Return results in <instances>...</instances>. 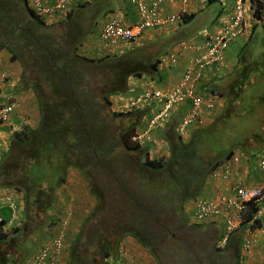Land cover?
<instances>
[{
	"label": "trees",
	"instance_id": "1",
	"mask_svg": "<svg viewBox=\"0 0 264 264\" xmlns=\"http://www.w3.org/2000/svg\"><path fill=\"white\" fill-rule=\"evenodd\" d=\"M214 1L216 0H208L206 4ZM243 1L245 5L246 1H250L253 16L259 18L263 3L258 0ZM130 5V0H119V3L116 0L72 1L69 3L67 15L61 22L64 27L62 41L57 42L51 40L49 35L40 33L42 21L27 4V0H0V27L5 33L10 32L7 41L0 37V48L10 52V61L19 59L22 51L23 56L31 62L32 68L37 70L31 80L22 79L25 77L23 70L16 84V89L27 91L31 88L33 91L38 108L37 124L29 127L26 122H22L19 130L11 133L8 151L0 158V186H12L20 191L25 215L34 216L31 222L26 221L29 223L27 229L30 226L35 227L36 224L39 228L45 220L50 224L56 222H51L49 212L55 197L54 190L66 181L68 169H77L81 177L89 181V174L93 175L92 170L97 167L94 165L98 161H103V167L108 166L107 161H111L115 156L114 148L120 147L123 153L134 156L129 159L133 161L134 168L140 169L139 174H144L140 181L152 176L161 177L163 180L156 186L160 187L150 202L147 201L152 197L148 200L138 199L133 189H129L122 181L120 188L126 194L129 211L134 210L127 218L135 225H129L125 220L123 223L116 222L107 226H104V222L98 227L103 233L94 237L93 243L97 249L92 251L81 250V247L77 246L85 245L82 239L84 233L81 230L72 244L68 264H94L95 255L99 260L97 264H104V258H116L120 242L129 234L145 246L146 233L152 234L147 224L152 226L161 220H170L174 214H182L181 222L185 224L184 203L201 193L204 180L210 171L229 159L234 152L231 149L216 155H206V159L199 154V149L211 130L209 126L230 117V113L239 105L243 93L252 91L260 83H263L260 90L263 93L257 100L264 103V50H261L264 40H261L262 46L253 40L257 27H262L264 31L263 22L253 27L248 40L238 52L235 69L227 76L232 78L218 79L219 83L225 85H217V89L210 86L211 91L218 90V93L228 100V108L223 115L216 116L207 127L189 128L188 137L184 139L178 131V126L188 107L180 105L166 123L163 132L159 134V138L168 145L167 154L155 153L151 141L141 143L139 140H133L134 136L143 133L148 120L159 111L163 101L157 99L134 109L118 111L111 106L109 96L114 93H127L129 81L134 77L149 75L153 79L160 78L161 57L179 41L190 38H184L183 32L180 31L181 25L192 21L202 8L195 12L186 8L179 18L180 27L177 29L160 32L155 37L142 38L121 53L93 58L91 51L95 43L88 37L91 35L94 39L100 22L91 21V15L103 10L104 20L106 15L119 8L127 11ZM25 18H29L27 21L33 22V25L22 23ZM178 30L177 35L181 38L170 36ZM90 68L101 74V87L97 95L92 94L88 100V91L83 89V80ZM28 103L30 101L27 100L26 104ZM103 107H109L115 118L111 126L100 123L98 119V113ZM257 143L259 144L258 141ZM262 149L264 146L256 152ZM92 194L96 205L86 219V224L93 220L97 215L96 210H101L98 208L103 206L94 191ZM248 206L246 224L251 218L253 222L249 227H257L261 223L255 213L258 207L254 203H249ZM125 209L128 210L126 207ZM137 222L141 223L137 227L140 229L135 227ZM4 223V220L0 221V240L7 236L3 231ZM30 233L31 231L29 234L25 233L23 237L25 246L28 241L37 239ZM41 233L45 235V232ZM36 244L39 245V241ZM39 247H42L41 244ZM232 258V264H241L238 253ZM196 262L202 264L199 259H196Z\"/></svg>",
	"mask_w": 264,
	"mask_h": 264
},
{
	"label": "clouds",
	"instance_id": "2",
	"mask_svg": "<svg viewBox=\"0 0 264 264\" xmlns=\"http://www.w3.org/2000/svg\"><path fill=\"white\" fill-rule=\"evenodd\" d=\"M59 1L60 0H40V6L39 7L35 4L34 0H27V4L35 11L36 15H38L39 19L42 21V26L52 28V27L62 26L61 22L65 18V16L67 15L69 3H71L74 0H66L65 2H63L62 7H58V4L60 3ZM258 1L262 2L263 6H264V0H258ZM234 2H235V0H233L232 9L226 15H224L222 17V16H219V13H218L219 17L217 16L215 18L214 22H212V23H214V25L212 24L211 27L206 28L205 30L199 31L197 34H195L194 36H190V38H188V39H183V40L179 41V43H177L176 45H173L172 49L168 53H166L165 55H163L161 57L160 64H159L160 73H161V68L173 67V66L177 65L179 60H180L181 55H183L185 53L190 54L188 60L186 61L185 65L183 67V70H182V73H181L179 80L172 86V88L165 90V89L160 87V78L153 79L149 75H143L141 77H134L129 81V90L127 93H114V94L109 96L111 98V102H112L111 106H113L114 109H116L118 111L119 110L134 109L136 107H140L142 105H145L148 102H151V101L157 100V99H160L163 101V104H162L161 108L159 109V111L157 113H155L148 120V122L146 124V128L143 131V133L139 134L138 136H134L133 140H139L141 143L151 141V143L154 144V152L155 153L159 152L160 154H162V153L167 154L168 153L167 143L164 142L159 137H158V142L153 141L152 135L155 138V137H157L156 133H159L160 130H161V133L163 132L166 123L171 119V116L174 114L175 109L178 108L180 105H183V106L185 105L188 107L184 111V113L182 114L181 120H180V123L178 126V131L181 135L184 136V139H186L188 137L187 136L188 135L187 130L189 128L203 127L204 125L210 124L214 120L216 115L211 121H209V123L206 122L204 119H205V116H208L212 111L214 112V114H216L217 106H218L217 102H218L219 98L221 99L222 96L218 93V90H216V91L209 90L210 86L213 89H217V84L215 81L213 83H211L210 86L205 85L204 80H205V76H206L205 75L206 69L209 67H215V66L219 67L220 65L224 64L225 63V52H226V49H227L229 43L235 39L242 38L243 46H244V44L248 40L247 37L249 38V36L251 34L253 27L255 25H259V24H262L264 22V7H263L261 13L259 14V18L254 17L253 16V9L250 7V5H251L250 1L249 2L246 1L247 4L246 5L244 4V6H243L244 7L243 23L245 26L244 31L241 34H239V35H237V36H235V37H233L227 41L224 48L221 49V57L222 58H220L217 61H214V62H211V63L205 65L203 68L200 69L199 76L197 78L196 77L193 78V80H194V82H193L194 94L202 100V106H201V110H200V121L199 122H193V123L189 124L188 126H186L183 132L180 131V125H181L182 119L191 109V102L188 99H184V100L176 102L172 105L168 116L158 126L152 128V129H148L149 121L154 116L158 115L164 109L165 104L167 102L166 95L171 93L182 82L188 66L198 56V52L191 47L192 46H199L200 50L203 49V40L205 38H207L208 36H211L214 33L221 30L223 23L232 13ZM189 3H190V0H189ZM130 4H131L130 6L136 8L137 13L139 15V20L134 22V23H131V24H124L121 17L119 16L120 12H125L123 10V8H119L114 13L106 15L104 20L101 21V23L98 27V32L95 36L96 42L94 44V48H92V51H91V56H93V58L103 57L104 55H107V54L113 55V54L121 53V52L125 51L131 44L135 43L136 41H138L142 38L155 37L158 33L155 36H148L149 34L146 35V32L151 30V29H158V30H160V32H166V31H172V30L180 27V26H178L180 19H178L174 24H171L168 26L148 27L143 32L138 34L134 40H121L120 39V40H117L111 47L103 46V43L100 40V30H101V27L104 24V22L108 21L112 17L118 18L119 21L121 22V24L123 26H126V27H132L138 23L140 24V22L142 20L141 14L139 13L138 8H137V6L133 0H130ZM163 5H165V4H162L160 10L162 11V13L168 14V13H165L163 11V8H162ZM188 7H189V5H188ZM169 14H171V13H169ZM31 24L33 25V22ZM216 26H218V27H216ZM257 28H259V27H257ZM63 31H64V29H61V31H59L60 37H62ZM249 31H250V34H249ZM0 32L7 34L8 37L10 36V32L5 33L1 27H0ZM51 40L54 41V39H51ZM57 42H59V41H57ZM119 43H124L127 46L125 49H122V51L115 52L117 50V48L119 47ZM242 47L240 48V50L242 49ZM238 52H237V54H238ZM22 53L23 52L21 51L19 59L14 60V61H10V57H11L10 52H8L4 48H0V56H3L2 61L0 63V88L5 87V86H9L7 91H11L5 100H0V107H6L8 105L12 106V111L9 114L8 118L5 121H1L0 125L10 122V120L13 118L14 114H15V117H21V123L26 122V125L29 127H34L37 124L38 108H37V102L35 100V96L33 94V91L31 90V88H29L27 91H22L21 89H16V84H17L18 80L20 79L21 73L23 72V70L25 71V77H23L22 79L28 78L29 80H31L32 77L34 76V71H37L35 68H32L31 62L25 56H23ZM172 56H174V58H171ZM3 60L5 61V63L3 62ZM12 65H14V67H12ZM231 70H232V68H231ZM231 70L228 74L221 75L220 78L225 79L226 75L228 76L231 73ZM36 74H37V72H36ZM134 80L139 81V83L141 85L140 91H137V92L130 91L131 83ZM202 89H204V91H202ZM45 91H49V90L45 89ZM157 91L160 93V96H155V92H157ZM207 91H209V93H207ZM145 93L148 95L138 105L132 106V107H126L125 106L126 103L130 99H135L138 96L144 95ZM27 100L30 101V103L26 104ZM208 103H213V107L209 108ZM31 107H32V110L34 113L30 112ZM204 111H207V114ZM219 113L220 112H218V115H219ZM28 117L30 118V122L28 121ZM21 123H19V125ZM19 128L17 130H19ZM10 136H11V134H10ZM10 136H9V140H10ZM145 140H147V141H145ZM157 145H159L160 147L163 148L162 151H160V149L158 151L155 149V146H156V148L158 147ZM166 146H167V151H165ZM8 148H9V145H8ZM115 150H117V148H114L113 152ZM263 151H264V149H262L256 153H252V154H248L247 152H244V153L233 152L232 155L229 157V159L225 160L223 163L230 160L233 156H238V162H237L236 166L238 165V163L240 162L242 157L243 158L247 157V159L249 158L248 160H251V161L253 160V159H251V157H256L257 162H260L259 154ZM114 155L120 157L121 156L120 151H119V154L114 152ZM154 155H157V154H154ZM117 162L119 163V161H117ZM102 163H103V161H101V164ZM223 163L219 164L217 167H215L213 170L210 171V173L207 175V177L204 180L203 186H204L206 180H208V179H209V181H215L214 179H212L210 177V175H211L212 171L219 168L221 165H223ZM100 166H102V165H100ZM102 168H103V166H102ZM105 168H107V167H105ZM257 168H259V170H261L260 164L257 165ZM97 169H98V166L95 169H93L92 171H96ZM72 170L80 173L77 169L70 168V169H68L67 177L69 176V173ZM262 174H263V172L261 170V176H262ZM80 175H81V173H80ZM121 175H123V173L119 174V179H120ZM130 175L131 174L128 175L127 180L130 178ZM261 176H260V178H261ZM259 182H260V179H259ZM259 182L255 185H258ZM86 183L89 186V195H90L91 200L94 204H93V207H92V210L90 211V213L82 221V226L79 229L74 240L80 234V231L82 230L83 226L86 225V219L91 214V212L95 209V205H96V199L92 194L93 192L91 191L93 189L90 186V183H92V181L89 180V181H86ZM120 183H121V180H120ZM124 184L126 185L127 183L124 182ZM60 186H58L56 188H59ZM136 186H138V185H136ZM245 186H247V185H245ZM250 186H254V185H250ZM56 188H55L54 192L57 191ZM0 195L3 197L4 196H10L14 206H11L7 201L4 200V198H3V200H0V205L6 204L10 208L11 214L13 215L12 217L16 218L17 216H20L17 211L21 208V206L23 207V196H21L22 197V203H21L17 198H15V196L11 192H7L5 194L3 192H0ZM199 198H206V199L214 200L217 197L210 198V197L206 196L205 191L202 188V191L199 195H197L195 198L187 200L183 205V208L185 211L184 212L185 213V221H186L185 224L187 226L188 225H190V226L212 225V224H208V220L214 216H220V219L221 220L223 219L224 223H223V228H221L219 230V234L217 237V247L219 249H221V248L223 249V248H227V247L230 248L232 250V253H234V255L236 253H238L239 262L241 264H250L251 258H253V255H254V244L256 243V241L258 239H260L262 236H264V234L257 233V239L253 243L252 255L250 257H247L243 253L242 247H243V244L245 243V239L247 237H249L250 232L253 233V232L257 231V229H260V227H262L264 225V221L261 219L259 212H258V211H260L259 205L255 204L254 202H248L247 203V210L244 212L243 218H242L240 224L232 233L229 234L227 241L224 244H221V239H222V236H223L224 231H225V220L221 215H212V216H209V217H207L203 220H200V221H195L192 217L193 203ZM249 203H254L258 207L257 211L255 213H256L257 217L260 219L261 223L257 227H252V226H251V228L249 227V224H251V222H253L251 220V218L249 219L248 223L246 224V222H247L246 217H247V213L249 211V206H248ZM53 205H54V200L52 202V208H53ZM52 208H51V210H52ZM66 208H67V206H63V205H61V207L58 208L59 214L57 216L53 217V219H51V222L53 220V221H56L55 223L50 224V223H48V221L45 220L44 223L39 226V228H37V224L35 227H33V229H34L33 234L36 233L37 238L38 237L42 238V242L39 241L42 247H38V249L29 258L27 264H34L35 257L37 255L41 254V252L43 250H45L47 252L46 256L44 257V261H45L44 264H65V259H66V257H65V249H66L65 239H66V234H67L66 228L70 224V218H72V213H73L71 209H66ZM51 210H50V212H51ZM22 211H23L24 217L21 220V224L17 227L12 228V230H15V229L19 230V228H21L25 224L27 226L29 223H26V221L31 222L32 218L34 217V216L25 215L24 209H22ZM50 212H49V217L51 216ZM188 213H189V216L187 217ZM25 216H27V218H25ZM94 218H96V221L93 222V220H92V221L88 222L87 224H89V223L95 224L96 223L97 227H101L102 224H101V221H100V218L98 217V215H96ZM98 218H99V220H98ZM24 219H26V220H24ZM148 224H147V226H149ZM187 226H184V227H187ZM23 229L27 230V229H25V226L23 227ZM150 229H151L152 234H150L148 232V233H146L147 237L144 235L146 237L144 247L148 252H149V249L152 251L153 257L155 258V260L159 264L160 262L156 256L155 252L152 249V246H153L152 243L156 244V243H159V241L162 242V240L161 239L158 240V238L154 235L153 230H155V229H152V228H150ZM41 231L45 232L44 236L42 235ZM15 232H17V230H15ZM86 234H84V236L82 238L83 240H84V237ZM18 235H20V234H18ZM170 235H172V234H170ZM95 236H98V233L95 234L94 237ZM94 237L92 239V242L94 241ZM171 238L173 239V237H171ZM74 240H73V242H74ZM73 242H72V244H73ZM121 242L118 246V253L115 256L116 258H106V259L104 258V260H103L104 264H126L124 261H121L122 260ZM72 244L69 246L68 259H67L66 264H68L69 260H70V253H71V250L73 247ZM89 244H90L89 242L85 241V245L77 244V246L78 247L80 246L81 250H85V251H87L89 249L91 251L94 249H97L96 245L91 246ZM235 250L237 252H235ZM95 258H96V262L94 264H97V262L99 260H98V257L96 255H95ZM207 263L212 264V262H210V261L205 262V264H207Z\"/></svg>",
	"mask_w": 264,
	"mask_h": 264
},
{
	"label": "rangeland",
	"instance_id": "3",
	"mask_svg": "<svg viewBox=\"0 0 264 264\" xmlns=\"http://www.w3.org/2000/svg\"><path fill=\"white\" fill-rule=\"evenodd\" d=\"M17 1L20 0H15V2ZM116 1L117 3H119V0ZM112 4L114 5V3ZM221 9L222 5L218 1H214L204 6L192 21L181 25L180 31L183 32L182 35H184V38H186L187 36H194L199 31L211 27L212 22L215 20L214 18L217 17ZM103 17V10H100L99 12L91 15L90 20L93 22L96 21L101 23ZM28 19L29 18L23 19L22 23L27 22L31 24L27 21ZM63 28V25L60 27L52 28L41 25L40 33L43 35H49L51 39H54V41L60 42L62 40V37H60L59 31H61V29ZM177 34H179V30L176 34L172 32L170 36H178ZM0 37L7 41V34L0 33ZM88 39L94 40L91 35H89ZM253 40L254 43L257 42L260 46H262L261 40H264V31L262 27H259L256 30L253 35ZM261 50H264V46H262ZM2 58L3 56H0V63L2 61ZM3 62L5 63L4 60ZM234 69L235 66L232 67L231 72ZM100 75L101 74L93 71L92 68H90V71L87 73L83 80V89L85 91H88L86 93L88 100L90 99V96L92 94L97 95L98 91H100ZM231 78L232 77L228 78L226 75L225 80ZM261 84L263 83H260L258 86L254 87L252 91H245L243 93L239 105L234 108V111H232V113H230V117L223 118L222 122L218 121L214 125L209 126L211 130L208 131L207 138L199 149V154H201L203 158L206 159V155H216L220 154V152L228 151L231 149H233L234 152L240 153H244V151L256 152L257 149H259L261 146H264V133H262V130H264V119L262 118L264 117V103L261 102V100H257L263 93V91H260L262 89ZM261 99H263V95ZM227 108L228 106L226 104L225 109L220 111L219 115H223L226 112ZM30 112L34 113L32 107L30 108ZM214 117L215 114L212 111L208 116H205L204 120L209 123V119H213ZM98 119L100 123L107 124L109 126H111L115 121V118H113L111 109L109 107H103L100 110V112L98 113ZM28 121L30 122L29 117ZM207 125H204V127H207ZM257 141L261 146L257 143ZM157 146L159 148H156L155 146V149L157 151L159 149L160 151H162L163 148L159 145ZM119 151L121 156H114L111 161L108 160L107 168H102V166H100L101 162L98 161V163L94 165V167L97 165L98 169L96 171H93L92 176L89 174V180L92 181V183H90V186L93 189L91 191H94V193L98 197L97 200H100L103 203V206L101 208L99 207V209L101 210H96V212L98 213L97 215L100 218L101 224L103 225V223L105 222L104 226L112 225L116 222L120 224L124 222L123 220H125L129 225H135L127 218L128 214L132 211L134 212V210L129 211L130 205L129 203H126V194L120 188V180L121 182L123 181L127 183L126 185L129 187V189H133L138 199L144 198L148 200V198L152 197L147 202L153 200L155 194L157 193V188H159L156 186H158L160 182L163 181L161 177L157 176H152V178H146L140 181L144 174H139L140 169L134 168L132 166L133 161L129 159L133 158L134 156L123 153L120 147L117 148V150H115L114 152L119 154ZM165 151H167V146L165 147ZM157 154L160 153L157 152ZM117 161H119V163ZM120 173H123V175H121L119 179ZM127 174H131L128 180ZM146 176H148V174H146ZM125 207L128 208L127 211ZM66 209L69 208L67 207ZM169 209L171 210V208ZM71 210L72 212L76 211L73 208H71ZM73 215L74 214L72 213V216ZM180 216L183 217L182 214H174L170 220H161L158 224H152V226L149 224L150 228L155 229L153 230L154 235L158 239L162 240V242L156 244L152 243V249L161 264H197L196 259H199L202 264H205V262L208 261L212 262V264L233 263L232 256H234V253H232V250L230 248H221L220 250H217L216 248L217 237L222 226L218 225L214 227L213 224L187 226L184 223L182 224V219L180 218ZM188 216L189 213L187 217ZM162 218L164 219V216H162ZM94 221H96V218L93 219V222ZM140 224L141 223L137 222L135 227L137 228L138 226H140ZM183 225L187 227H184ZM137 229H140V227ZM82 230L84 234L87 233L84 237V240L86 242H89V245L91 246H95V244L92 242L94 235L97 233H103V230H98L96 223L86 224L83 226ZM32 236L35 238L36 233ZM128 236L133 235L129 234ZM171 237H173V239ZM38 241L42 242V238L38 237L32 242L28 241L27 247L29 249L35 248ZM149 253L153 256L150 249Z\"/></svg>",
	"mask_w": 264,
	"mask_h": 264
},
{
	"label": "crops",
	"instance_id": "4",
	"mask_svg": "<svg viewBox=\"0 0 264 264\" xmlns=\"http://www.w3.org/2000/svg\"><path fill=\"white\" fill-rule=\"evenodd\" d=\"M208 0H190L188 10L195 12L197 9H201L206 6ZM221 3L222 9L219 11V16L226 15L232 9V0H216ZM163 11L165 13H174L177 11L176 5L165 4L163 5ZM124 24H131L139 20V15L135 7L130 6V8L125 12H120ZM218 16V17H219ZM214 22V21H213ZM214 24V23H212ZM218 27V26H216ZM258 29V28H257ZM158 29H151L146 32L148 36H155L159 33ZM96 42V37H94V43ZM127 45L124 43H119V47L115 52H120L125 49ZM243 46L242 38H238L229 43L225 52V63L219 67H209L206 69L204 83L206 86H210L214 81L217 85L223 84L219 83L217 80L223 74H228L232 67L237 63V52ZM190 54L185 53L181 55L180 60L177 65L173 67L161 68L160 76V87L167 90L172 88V86L179 80L183 67L188 60ZM225 85V84H223ZM9 86L0 88V100H5L11 91H7ZM208 89V88H207ZM231 89V88H230ZM141 85L138 80H134L131 83L130 91H140ZM210 90V89H209ZM204 91V89H202ZM209 93V91H207ZM220 97V96H219ZM228 103L227 98L221 97L217 102V112L224 110L226 104ZM21 104V103H20ZM207 114V111H204ZM20 120V121H19ZM212 119H209L211 121ZM213 122V121H212ZM19 123H21V117H15L10 120V122L0 125V158H2L8 151L9 136L11 132L19 128ZM159 133H156L157 137H153L152 140L158 142ZM147 141V140H145ZM249 159V158H248ZM246 158H241L238 165L233 169L232 175L227 180H206L203 189L205 195L214 198L220 195L228 196L231 193V186L234 180L239 179L244 185L250 186L255 185L259 182L261 176V170L257 168L259 162H257L256 157H251V160ZM253 162V163H252ZM128 187V186H127ZM54 205L50 212V218L57 216L59 214L58 208L63 206L73 208V216L70 218V224L66 228L67 234L65 239V264L68 259L69 246L72 244L74 238L76 237L79 229L82 226V221L90 213L93 207V202L89 195V186L86 181L81 177L80 173L77 171H70L69 176L66 181L59 187L56 188ZM0 192L4 194L7 192L13 193L15 198H17L22 203V193L12 186H0ZM23 207L17 211L20 216L12 217L10 208L6 204L0 205V220L5 221L3 225V231L7 233V236L0 240V264H27L29 258L38 249L39 245L36 244L35 248L29 249L23 243V237L26 234L33 235L34 229L31 226L27 229L26 224L24 230L22 226L17 232L12 230V228L17 227L21 224L23 216ZM6 216V217H5ZM27 218V216H25ZM7 219V220H6ZM26 220V219H24ZM47 221V220H46ZM223 219L220 216H214L208 220V224H213L215 226H222ZM37 229V228H36ZM216 229V228H215ZM22 235H18V234ZM40 243V242H39ZM122 249V260L126 264H158L155 258L142 246L133 236H125L121 242ZM250 264H264V236L256 241L254 244V255L251 258Z\"/></svg>",
	"mask_w": 264,
	"mask_h": 264
},
{
	"label": "built area",
	"instance_id": "5",
	"mask_svg": "<svg viewBox=\"0 0 264 264\" xmlns=\"http://www.w3.org/2000/svg\"><path fill=\"white\" fill-rule=\"evenodd\" d=\"M60 0L58 7L63 6ZM136 4L139 13L141 14L140 24L132 27H126L121 24L118 18L112 17L104 22L100 30V40L105 47H111L117 40H134L138 34L143 32L148 27H164L174 24L182 14L186 11L189 5V0H133ZM39 7L40 0H34ZM162 4L176 5L177 11L171 14H164L160 10ZM244 1L235 0L232 13L225 20L221 30L208 36L203 40V49L199 46H192L198 52V56L188 66L182 82L169 94L166 95L167 102L164 109L154 116L148 124V129L158 126L169 114L172 105L176 102L188 99L191 102L190 111L183 117L180 131L183 132L185 127L193 122L200 121V110L202 100L194 94L193 78L199 76V71L205 65L219 60L221 57V49L224 48L227 41L241 34L244 31ZM171 58H174L172 56ZM193 80V81H192ZM148 94L138 96L135 99H130L126 103V107L138 105ZM155 96H160V93L155 92ZM208 107L212 108L213 103H208ZM12 111V106L0 107V122L5 121ZM260 168L263 172L258 185L245 186L241 180H234L228 196L220 195L214 200L199 198L193 203L192 217L195 221L203 220L212 215H221L225 220V231L221 239V244H224L229 234L232 233L240 224L244 212L247 210V203L254 202L259 205V215L264 221V151L259 154ZM238 162V156H233L230 160L223 163L219 168L212 171L210 177L214 180H227L232 175L233 169ZM7 201L11 206H14L10 196H1L0 200ZM257 233L264 234V225L251 233L245 239L242 251L247 256L252 255V246L257 239ZM47 252L43 250L41 254L35 257L34 264H44V257Z\"/></svg>",
	"mask_w": 264,
	"mask_h": 264
}]
</instances>
